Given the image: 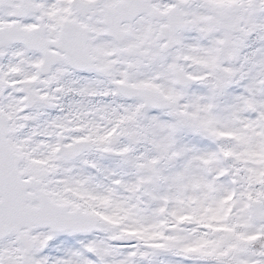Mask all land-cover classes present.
<instances>
[{"label":"snow or ice","instance_id":"1","mask_svg":"<svg viewBox=\"0 0 264 264\" xmlns=\"http://www.w3.org/2000/svg\"><path fill=\"white\" fill-rule=\"evenodd\" d=\"M0 264H264V0H0Z\"/></svg>","mask_w":264,"mask_h":264}]
</instances>
